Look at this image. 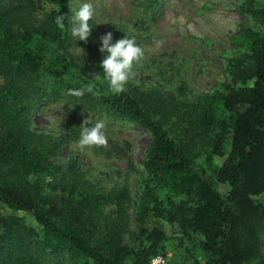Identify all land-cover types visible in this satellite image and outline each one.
I'll return each instance as SVG.
<instances>
[{
  "label": "trees",
  "instance_id": "1",
  "mask_svg": "<svg viewBox=\"0 0 264 264\" xmlns=\"http://www.w3.org/2000/svg\"><path fill=\"white\" fill-rule=\"evenodd\" d=\"M69 10L67 0H0V264H150L167 240L198 236L204 264H264V0L239 1L228 82L193 100L182 82L172 95L131 80L112 93L103 58L93 52L77 61L70 53ZM123 27L115 26L113 41L129 37ZM173 68L168 78L158 73L163 84L173 82ZM89 83L95 94H70ZM55 102L66 103L71 116L58 135L33 124L34 111ZM83 110L150 135L134 204L127 187L98 189L78 161L59 158L79 141ZM104 146L94 148L126 157L109 139ZM226 148L214 171L223 194L197 161L209 164ZM130 209L138 226L133 246L124 244ZM189 263L201 264H179Z\"/></svg>",
  "mask_w": 264,
  "mask_h": 264
},
{
  "label": "rangeland",
  "instance_id": "2",
  "mask_svg": "<svg viewBox=\"0 0 264 264\" xmlns=\"http://www.w3.org/2000/svg\"><path fill=\"white\" fill-rule=\"evenodd\" d=\"M239 1L156 0L158 5L148 9L146 0H67L70 7L69 22L73 11L78 10L83 2L91 3L95 9L94 19L89 21L90 35L80 41L74 37L75 44L70 53L77 61L88 60L93 52L104 58L106 53L99 51L100 37L112 33L115 26L123 23L125 32L143 51L144 66H133L134 75L130 80L145 89L157 85L167 95H172L178 82H182L186 84L189 98L193 100L228 82L224 65L228 59L236 56L230 38L238 32L241 23L237 13ZM171 66L174 67L173 82L165 85L158 73L164 72V78H168L167 72ZM83 117L92 124L103 120L108 139L122 148L126 157H106L105 152H97L94 146L81 149L78 142H74L61 149L59 158L78 161L87 180L98 189L111 191L127 187L134 204L143 176L141 166L150 144V135L102 114L83 110ZM69 120L70 109L64 102L40 106L33 113L34 127L53 135L60 134ZM107 148L105 145L104 150ZM227 152L226 148L222 156H214L209 164L205 159L197 161L198 167L204 170L213 186L223 194L227 189L215 182L214 171L222 165ZM129 163L132 170L129 169ZM113 209L111 207L108 211ZM129 217V230L124 237V244L133 246L138 226L132 209L129 210ZM26 222L28 225L33 224L30 216L26 217ZM154 225L159 227L157 223ZM161 226L170 237V227ZM200 240L199 236L183 244L167 240L161 252L163 264H179L185 258L204 264L207 257L200 247Z\"/></svg>",
  "mask_w": 264,
  "mask_h": 264
},
{
  "label": "clouds",
  "instance_id": "3",
  "mask_svg": "<svg viewBox=\"0 0 264 264\" xmlns=\"http://www.w3.org/2000/svg\"><path fill=\"white\" fill-rule=\"evenodd\" d=\"M73 11V10H72ZM71 18V35L78 41L85 40L90 35L89 21L94 19L95 9L89 2H83L79 9L73 11ZM65 17L57 15L56 23L61 28L65 27ZM101 47L99 51L106 53L100 67L107 82L109 89L114 94H120L125 89L129 80L134 75L133 65L143 58L142 49L136 44L135 40L124 36L113 41V35L108 32L100 37ZM85 92L95 94L91 83L87 88L70 90L74 96H83ZM106 125L103 120H98L94 125L88 126L87 121L79 127L78 145L81 149L87 146H104L108 143V137L104 131ZM153 264H157L156 261Z\"/></svg>",
  "mask_w": 264,
  "mask_h": 264
},
{
  "label": "built area",
  "instance_id": "4",
  "mask_svg": "<svg viewBox=\"0 0 264 264\" xmlns=\"http://www.w3.org/2000/svg\"><path fill=\"white\" fill-rule=\"evenodd\" d=\"M154 261H156L157 264H163V259H162L161 256H156V257H154V258L151 260L150 264H153Z\"/></svg>",
  "mask_w": 264,
  "mask_h": 264
}]
</instances>
